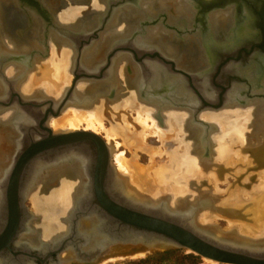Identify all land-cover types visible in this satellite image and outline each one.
<instances>
[{
	"label": "water",
	"instance_id": "1",
	"mask_svg": "<svg viewBox=\"0 0 264 264\" xmlns=\"http://www.w3.org/2000/svg\"><path fill=\"white\" fill-rule=\"evenodd\" d=\"M239 1L101 0V5L97 6V1L94 0H55L51 6L56 10V13L52 9L50 11L44 6L41 7L34 3L38 8L39 15L45 20L48 18L49 21L51 20L50 28L46 26L44 31L42 30L38 35V42L44 45V50L40 51L41 57L47 56L50 38L52 37V40L56 41L55 38L59 37L62 42L63 39L65 40L63 44L66 48L72 51L70 67L78 69L84 74L76 75L64 93L54 97L56 98L55 102L50 96L37 99L24 95L20 91L19 93L17 91V98L13 101L9 93H6L5 100L0 101V112L19 109L26 115L25 118H30V121L20 122L23 128L25 126V130L22 129L20 132L19 145L11 152L13 157L6 177L11 190L17 186L18 178L21 181L24 177V183L22 187L20 186L23 191L24 186L27 185V179L31 177L29 172L35 159L41 158L52 163L64 159L69 153L78 155L83 161L80 172L84 176V180L79 182L78 191L66 210V216L59 222L70 224L77 229L79 221L93 219L98 235L106 238L104 247H96L91 251L94 252V255L99 254L96 255L93 263L108 259L109 256L121 257L139 253L144 256L154 250L183 248L201 258L210 259L215 264H264V230H262V226L260 227V222L264 218L257 216V213H264V207H260L256 200L246 199L243 195H233L237 186L242 189L247 188L246 183L240 184L234 179L225 188H220L213 183L210 177H192L184 184L182 194H174L172 192L173 182L170 184L171 186L166 184L164 187H160L158 183L154 187L147 184V188L150 190L145 192L139 189L138 185L125 179L126 182L118 185V189L115 184L114 168L111 167L108 160V148L100 135L84 129L54 132L45 123L48 116H56L60 110L71 103L70 99L74 98L72 97L73 90L74 87L76 88L78 79L81 78L82 82L91 83H104V78L109 81L112 75H109L108 72L115 69L118 58L130 56L139 67V74L143 71L144 63L152 61L159 65L163 71L162 74L179 78L187 86L190 94L188 95L193 98L190 102L183 101L184 99L179 95V89L176 90L171 82H164V75L161 77V83L154 86L149 83L147 77L142 75L143 73L141 74L142 80L145 78L143 83L134 88L135 92L128 89L126 96L137 95L134 98L147 104H151L157 97H163L167 100L160 106L166 108H178L184 105L191 110L193 123L196 122L195 124L206 135L207 127L213 126V124L198 118V112L219 110L226 106H240L241 103L237 101L210 103L201 99V91L191 86L195 78L194 71L187 67L189 63L187 58L194 52L189 48L194 43L193 36L202 38L211 33L208 22L211 12L226 10ZM60 4H62V8L57 10ZM147 4H150L149 9L145 7ZM180 7L186 8L189 16L183 13L178 14ZM65 10H68L67 14L75 20L69 19L65 22L59 20L57 15L59 16ZM66 25L68 28L63 29ZM256 27L264 32V23L260 22ZM155 28L161 31L167 41L152 40L151 46L147 45L148 40L145 39H148L151 30ZM113 30L115 31L113 40L101 51L104 57L98 59V63L96 61L85 63L86 55L90 53L93 46H96L100 35ZM222 30V28H218L216 32ZM81 33L86 35V38L85 44L79 48L72 39L71 41L66 40L67 37L73 38L74 35ZM49 34L51 37L48 36ZM135 40H140L141 45L134 43ZM3 44L4 42L0 41V50L8 51L6 45ZM203 45V51H205L203 55L209 58L207 48L210 44L205 41ZM165 46L175 48L174 53L165 51ZM257 46L264 50V40L260 44L252 45L250 51ZM145 55L150 57L148 61L144 60ZM14 58L13 63L24 65L25 61L21 60L23 57L15 56ZM237 59L225 58L219 67L224 68ZM1 61L4 60L0 59V63ZM24 67L26 69L18 75L21 80L26 78V72L30 69L27 64ZM97 71H101V75L93 76ZM0 77L6 80L4 74L0 73ZM198 80L200 79L198 78ZM217 88L216 86V89H210L214 90L211 98H215L217 95ZM233 88V84L228 86V89ZM220 89L224 94L226 90L223 87ZM82 92L79 94L84 96L80 97H89L90 99L88 98L87 105L81 106H91L92 102H97V98L102 96V94H95L96 96L92 98L93 95L89 92ZM114 92V88L109 86L107 94L104 95L110 101L118 99L119 96H114ZM176 93L178 97L175 96ZM222 94L220 92V95ZM254 99L247 102L254 101ZM40 112L45 113L44 115L40 114L42 115L40 120L38 117V128L32 130L29 127L33 121H37L34 113L39 114ZM30 114L32 115L30 116ZM155 116L158 119L161 118L158 109ZM42 123L45 124L42 125ZM43 137L45 138L40 139ZM250 180H255V177L251 175ZM219 221H226L227 225L221 226ZM78 235L83 242L82 233L78 232ZM104 249H108L109 253H100ZM73 250L76 252V258L91 255V253L81 250V245Z\"/></svg>",
	"mask_w": 264,
	"mask_h": 264
},
{
	"label": "flooded vegetation",
	"instance_id": "2",
	"mask_svg": "<svg viewBox=\"0 0 264 264\" xmlns=\"http://www.w3.org/2000/svg\"><path fill=\"white\" fill-rule=\"evenodd\" d=\"M54 1L55 0H0V41H3L4 42L3 45L4 46L6 45V48L8 49V51H6L5 49L0 50V59L4 60L3 62L1 61L0 63V73L4 74L6 77V80L1 79L0 77V91H2L0 92V101L5 100L6 93H9V96L12 97L13 101H15L17 98V91L19 93V91L21 90L20 86L23 85L25 81H27L28 79H29L28 80L29 86L34 85V88L33 91L26 93L27 96L35 97L37 99H44L46 96H49L45 94L46 93V90L44 89L45 86L41 84L42 80L45 78L42 77L41 73L45 70L43 64L47 65L45 62L47 61L49 48L47 50V56L41 57L40 51L44 50V45L38 42L37 39H39L38 35L41 34L42 30L44 31V28H46V26L50 28L51 20L49 21V18L48 20L42 18L39 15L38 8L34 5V3L41 7L44 6L45 8H47V10L52 11L53 8L50 5H52ZM61 6L62 4H60L58 10L62 8ZM50 7L52 8V10ZM230 9L232 10L231 13H232V17L234 18L233 20L234 24L232 25L231 23L229 27L230 29L227 30L223 29L222 31H218V33L216 32L217 34L211 31V33L207 35L209 37L210 35L213 34V36L215 35V37L213 38L214 39L216 38V40L213 42H211L209 39L207 40V43L210 44L207 48V53L209 54V58H207V56H204L203 60L206 64H209V66L206 68L205 67L206 64L204 63V65H202L205 67L204 70L202 71L194 70L195 79L192 82L191 86L196 87L197 90L201 91L202 93L201 99H203V101L205 102L218 103L220 101L222 102L237 101L241 103V106L242 105L245 106V103H248L247 101L254 98L256 99L262 97V95L264 96V50H262V47L257 46L250 51L252 45L260 44L264 40L263 30L256 27V25L259 24L260 22L264 23V0H240L239 3H234V5ZM210 25H212L211 22ZM241 28L245 29L243 33L240 32ZM102 34L100 35L96 46H93L90 53L86 55L87 59L84 57L85 63H91L92 61L97 62L98 59H102L104 57L101 51L104 49V47L107 46L109 42L113 40L112 39L113 37L108 39L104 47L101 48V50H99V47L97 46L103 41ZM48 36L51 37L50 34ZM85 38L86 35H83L81 33L79 35H74L73 38L67 37L66 40L71 41L72 39L74 44L79 48L85 44L84 42ZM64 41L61 42L64 43ZM32 43H34L33 44L34 47L33 45H31ZM53 44L57 45L56 41L52 40L51 37L49 42V47L52 46ZM62 47H64V50L66 49L65 44ZM96 49L98 50L95 52ZM200 49H201V53H203L202 52L203 48L200 47ZM15 56L23 57V59L21 60L25 61L24 65L21 66V64L13 63L12 60L15 59L14 58ZM145 56L146 57L144 58V60L148 61V58L150 59V57H148L147 55ZM231 57L238 59L235 62L229 63L224 68L219 67L221 61L225 60V58H231ZM177 60L180 61V59ZM71 61L72 59L70 58V64ZM117 63L119 64L118 68L120 69L122 67L124 69L126 65L130 66V71H131L130 75L132 76L133 72L135 71L137 77H139V67L134 66L137 64L134 61H132L130 56L119 57ZM26 64L30 67V69L28 70L29 73L26 72L25 75L26 78L21 80L18 75H20L24 71V69H26L24 67L26 66ZM70 64L69 66H67V70L65 71L66 75L65 74L63 75L61 73L59 77H57L59 81L50 80V78H52V75L50 76V74H49L50 77H46L45 79H49L52 82L51 84H53L54 86H56L57 83L59 86L61 84L60 83L61 81L62 84L65 81V89H66L67 86H70L72 80L75 78L76 75L82 76L84 74L82 71H79L78 69L75 68L72 69V67H70ZM14 67L16 68L19 67V71L17 69L15 70V72L9 75L8 70H10L11 68L13 69ZM135 67L137 68V70L135 69ZM58 68H60V66ZM63 68H66V66L62 65L60 70L63 71ZM118 68L116 69V71L119 74H117L116 76L118 77L119 75V79L121 80L122 76H120L121 72L120 69ZM145 68H147V70H145ZM154 68L156 71L152 70L150 65L148 66L147 64L144 63L143 71H142L143 73L142 75L145 76V78L147 77V80L152 85L155 81H157V83L159 84L161 83V79L157 80L156 78H154L156 75L159 74L160 78L162 77V75H164L162 74L163 71L161 68H159L158 66ZM157 69L160 71V73L157 71ZM67 71L72 74V78L69 80V84H66V81L68 80ZM113 71H109L108 74L113 75L114 74ZM101 73H102L101 71H97L95 72V74H93V76L94 75L100 76ZM145 78H143V81ZM198 78L200 80H198ZM167 80L168 79H164V82H168ZM104 81H105L104 83L103 82L91 83V82H82L81 78L78 79L76 83V88L74 87L73 90L72 97L74 98L72 100L70 99V102L73 104H77L79 106L80 104L83 105L88 101L89 97H80V96H84L79 94V90H80V92L82 91L89 92L91 95H93L91 96L92 98L96 96L95 94L98 95L102 94L101 98H97L98 101L92 102L91 106H93L94 104L96 105L98 103H101L100 99L105 98L104 94H107L109 86L111 88H114L115 90L114 96H117L118 95L117 87L120 86L119 82L116 83L115 80L111 81L110 79L109 81H107L105 80V78ZM230 84L234 85L233 89H228V86H230ZM40 85L41 88H36ZM158 85H154V86H158ZM102 86L107 87V89L106 90L101 89ZM216 86L218 87L217 88L218 93L215 96V98L214 97L211 98L210 96H212L211 94L214 90L212 91L210 89L212 88L216 89ZM220 87H223L224 90H226V95H225V91L224 94H222L223 91L220 89ZM175 88L176 90H178V87ZM133 90L134 92L136 91V89ZM220 92L222 95H220ZM70 93L71 91L69 92V94ZM203 94H206L207 96ZM175 96L178 97V94L176 93ZM166 100H167L166 98L157 97L154 101H152L151 99L152 105L146 103H145L146 105H144V106L152 107L154 109L153 110L154 113H156L157 109L160 111L161 118L158 120L163 126L164 124L167 123V111L177 110V108H166L160 106L161 103ZM187 100L190 102L191 99H187ZM55 101L56 98L53 97V102ZM79 101L80 103H78ZM255 103L257 104L261 103L262 105L264 104V102L260 100L256 101ZM252 104H249L248 106ZM248 106L246 105V107ZM62 110H65V107ZM9 111H11V109L5 110L3 113L0 112V121L3 120V116L7 114ZM12 111L14 115L16 113L23 114L22 112H20L19 109L18 110L13 109ZM34 111L36 112L38 110H34ZM205 111L203 110L198 112L197 117L203 119L201 115ZM42 113L41 112L39 114L34 113L36 115L35 118H37V121L36 122L33 121L29 128H32V130L38 128L39 126L38 117L40 120L41 119L40 117H42V115H44L45 112ZM59 113L56 116H58ZM31 115L32 114H30V116ZM53 117L54 116L47 117L49 121L45 122L46 125L50 126V119ZM27 120L30 121V118H27ZM8 121L10 122V129H14L13 126H15L14 125L15 121L13 120V118L9 119ZM45 123H42V125ZM197 127L200 128L199 126ZM21 128L24 129L25 126L23 128V126H21L20 124V127H18L19 131H22ZM212 128H218V127H216L215 125L208 128V134L209 131L212 130ZM39 130L43 131L41 129ZM32 134L35 135L34 132H32ZM11 135L13 138H16L13 136V134ZM12 142L10 141V145L12 151H14L17 146L14 144V142L13 143ZM12 157L9 164L5 165L3 168L4 172H3L2 180L0 176V181H1L0 183L1 185L0 187V194H1L0 195V240H1L0 264H92L93 260L96 259L95 258L96 255L99 254L96 253L95 255L91 254L89 256H83L78 258L74 257V259L72 260L70 259L64 260L68 258V257H64V254H67L65 250H67L68 248L76 249L82 243V240L78 235L77 229L74 226H70V224H66V223L63 224L57 220V223H60L64 226V228L61 229L63 231L59 230L58 232H54L49 235H46V233L43 230H41V228L35 225L34 222L38 218L37 216L35 217V215L32 212H30L25 205V199L27 198V195L29 193V191H27L26 188L27 185L24 186L23 191L20 189V186L22 185V183H24L22 182L24 177L23 179H21V181L18 178V181L16 182L17 186H14V189L12 190L9 189L10 186L9 180L7 179L6 175L11 167L10 163L12 162ZM43 164L40 166L42 167ZM32 166H33L32 172L34 170L36 172V169L38 168L39 164L38 166L37 164L36 166H34L33 163ZM229 169L233 171L232 167H230ZM224 173L226 176L228 174L234 176V174L230 173L229 170L228 171L224 170ZM226 176L223 175L222 179L225 180ZM219 179L221 180V178ZM29 180L30 179H28L27 182ZM31 181L32 180H30L28 186L30 185ZM1 188H4V190ZM24 192L25 194H23ZM65 216H66L65 214L61 215L59 220L65 218ZM87 240L89 241L88 238ZM88 245L93 248L95 247V245L91 243L90 244L88 243ZM96 245L98 246L99 243Z\"/></svg>",
	"mask_w": 264,
	"mask_h": 264
},
{
	"label": "rangeland",
	"instance_id": "3",
	"mask_svg": "<svg viewBox=\"0 0 264 264\" xmlns=\"http://www.w3.org/2000/svg\"><path fill=\"white\" fill-rule=\"evenodd\" d=\"M64 18L71 19L72 16L69 14H66V15L64 14ZM65 28H68V26L66 25V27H64L63 29H65ZM243 30H245V29L241 28L240 32L243 33L244 32ZM55 40H56L57 45L53 44L52 46L49 47L48 56H47L48 62L46 61L45 63L52 66V69L50 71V73L52 74V79L50 78V80H52V81L58 80L59 81V79H57V77H59V75L61 73L63 75L64 74L66 75L65 71L67 70V66H69V64H70V56L69 55H71V51L68 50L66 47H65L66 49L64 50V47H62V46H64V44L62 42H60V40L62 41V39H60L59 37L58 38L56 37ZM187 59L189 60L187 67L191 68L193 71L194 70L202 71V70H204L205 67L207 68L209 66V64H206V63H205L206 64L205 67L199 65L198 64V55L196 57V54L190 55ZM192 64H195V66ZM62 65L66 66V68H63V71L60 70ZM118 65L119 64L117 63V65L113 71L114 74L112 75V78H111V81L115 80L116 83L119 82L120 86L117 87V89H118V95L117 96H119L118 99L110 101L105 96V98L100 99L101 103H98V104H100L99 106H98V104H96V105L94 104L93 106H81L82 104H80V106H78L77 104H73V103L69 104L67 106V108H65V110L60 111L58 116H54L53 118L50 119V126L52 128H54V126L52 124L54 122V120H61L65 117V115H67V113L68 114L73 113V110H72L73 108L83 110V109H93L94 107H96L99 110H101V112H102L101 114L103 116L102 118L104 120V128L99 127V129H98L99 132L97 131V133L105 141L112 144V146H109V148L111 149L110 151H111L112 156H113V163H115V165L117 166L118 172L120 174H123V171L121 170V168L117 162V156L122 154L124 159H125L126 165H128V167L130 169L135 170V172L138 171V174L140 173L138 175V181L142 185L141 190H144L145 192H148L147 184L152 185L154 187V185L156 183H158V185H165V184L172 183L174 181V186H176V185H178V183L181 179H184V177L187 176L188 179L194 177L195 171L193 173L191 171L189 173H186L188 170V167L193 169V167L190 165L194 162L198 163L199 165L202 164L209 169H217V167H219L220 165H222V167L225 166V163L223 162V160L221 158H217L219 142L222 144L225 143L226 145L229 144L231 146H234L235 151H239V148L237 147L239 142L236 139H234L235 135L229 134V132H231L232 130H236L237 132H240V130H242V131L248 132V135H250V132H252V134L254 133L253 130L250 131L252 128H254V127H256V128L258 127L261 129L264 128V112H263L264 111V104L262 105L261 103H258V104L255 103L258 100L264 102L263 96L254 99V101L252 100L251 102H249L247 104V106L249 104H252V103L253 104L248 106V107H246V105L245 106L235 105L236 107L231 106V107H235V108H231L228 106V108H225V110L221 108V110H214V111L208 110L210 112H207V111L203 112L202 113L203 115H201V116L205 121L212 123L213 126L216 125V127H219V130H218V128H212V130L209 131L210 135L208 134V128H207V131L205 133L206 135H204L202 133V130L197 127L198 125H195V123H193L194 119L192 116V112L190 109H188V107H186L184 105L182 107H178L177 110L167 111V123L164 124V126L160 123L159 120H157L158 118L155 117V113L153 112L154 109L152 107L151 108L149 107L150 108L149 110L152 111V114H153L152 116L158 121L159 125L161 124L160 125L161 127H163V128L170 127L173 130H171V131L169 130V133L166 136H163L161 138L155 133H150L149 135L146 136V138L143 140L142 143H139L138 140L130 134L136 130H138L137 133L141 134V130L139 128L136 129L134 127L135 126L134 123L138 124L137 123V121H138L137 120V115H138V112H137L138 107L137 106H144L147 103L145 104L144 102L137 100V98H134L135 96L129 97V98H131V101L128 102V101H126V99H127L126 97H128V96H126V95H128L126 93L128 92V89L133 90L134 87L139 86V82L141 80L140 81H139V79L137 80V75H136L135 71L133 72L132 76L130 75L131 74L130 66L126 65L124 69H123V67L120 69V68H118ZM132 65H134V64H132ZM59 66H60V68H58ZM117 68L120 69V72H121L120 76H122L121 80L119 79V75H118V77L116 76L117 74H119L116 71ZM18 69H19V67H18ZM135 69L137 70L136 67H135ZM8 74L10 75L11 73H8ZM254 74H255V71H254ZM13 75H15V74H13ZM67 78H68V80L66 79L67 80L66 84H69V80L72 78V74L70 72H68ZM164 78L168 79L167 80L168 82L173 83L175 87H178V89L180 91L179 95L182 99H184L183 101L186 102V101H188L187 99L193 98L192 96H189L190 94L188 93L187 86H185L184 83L179 78L170 77L166 74H164ZM28 80L25 82H27L29 84ZM50 80L49 79L45 80L46 81L45 83L47 84V85L46 84L45 85L47 86V90H48V91L46 90L45 94L52 96V97H58L59 95H61L63 93V90L65 89V81L63 84L61 81L60 82L61 84L59 83L60 84L59 86L58 85L54 86L53 84H51L52 82H50ZM49 87H51V88H49ZM81 87H79V88H81ZM39 88H41V86ZM101 89L106 90L107 87L102 86ZM135 102H136V104H135ZM131 103H134V104L131 105ZM83 105H87V102L84 103ZM105 107H107V109ZM252 109H254V111H255V109H257V110L255 111V113L253 112L252 114H250L247 117H244V118L242 117L243 119L241 121L239 118V114L237 112H239V111L243 112L244 111V113H245V112L251 111ZM224 112H229L231 114V117L228 120H224V119L220 118L221 121H223L225 123L227 122L226 124L228 127L226 126V128L228 130V133H227V130H225L226 135L224 134V131L222 130L223 126L221 124L216 123L211 117L209 119L204 118V115H207L209 113L212 115L215 114L217 116H221V115H223ZM114 113L116 115H114ZM144 114H147V112H144L143 115ZM172 116H174V117H172ZM126 120H128V122ZM175 123L177 125H175ZM127 124L129 127H127ZM71 126L72 125L67 123L66 126L64 127L65 128L64 130H78V129L79 130H82V129L89 130V129H92V128L88 127V124L86 122H83L76 127L72 126L73 128ZM9 127H10V124H8V122L5 121V119L0 121V155L5 153V150H7L9 148L10 141L12 142V140L9 137V136H11L8 132L10 129ZM85 128H87V129H85ZM106 128L108 129V131ZM127 129L130 130L131 132L129 133V131ZM11 130H13V129H11ZM54 130H56V128H54ZM126 130L128 132H126ZM90 131H92V130H90ZM213 135H214V138H213ZM220 137H222V138H220ZM130 138H132V139L134 138V140L131 141ZM135 139H136V141H135ZM111 147H113V149ZM235 151H233V152H235ZM224 154L225 153H223V158H225ZM10 160H11V158L7 159V160L5 159V161H3V162H4V164L7 165V164H9ZM234 160H235V162H234ZM253 165L254 164H250L249 161L248 162H242L241 159H239V157H237V154L235 152V154H232V160H230L229 164L226 165V170L228 169L229 172L234 174L235 177L231 174H228L226 176L225 173H223V172H221V175L219 174L220 177H222L223 175L226 176L225 180H223V181H220L219 175H217V177H216L214 174H210V175L204 174L200 177H208L209 176L211 179H213L212 181L216 182L217 186L220 188H225L228 185V183L232 182L236 178V180H238L237 182H239V183L241 182L242 184L246 183L248 188L242 189V188H238V186H237L233 192V195H235V196L241 195V193L243 192L244 198L249 199V200H255V198H257V199L259 198V195L263 196V194H264V176L259 177V174H261V175H264V174L261 173L262 170H260V168H257L258 169L257 170L255 167H253ZM229 166L233 168V171L229 169L230 168ZM68 168H71V166H68ZM247 168L250 170L247 171L248 170ZM73 169L76 170V173H79V170L77 171V169H79L78 167L76 169V167L73 166ZM255 169L257 171H255ZM60 170L61 169H57L54 172H49L47 174H43V176H41V180H39V183L41 184L40 187H38L37 190L35 189L31 193H29L27 195V198L25 199V205H26L27 209L30 212H32L35 215V217L37 216V218H38L34 222L35 225L38 226L39 228H41V230H43L46 233V235H49L48 229H49V232L50 231L52 232V230L55 229V227H54L55 223L59 224V229L53 230L52 233L58 232L59 230L62 229L61 224L57 223L56 217L65 214V213H63V209H61V208L56 209L58 204H56L54 206V201H52V200H50V198H46V197L44 199V195H43L44 193L50 194V191L52 192L55 188H57L61 185V183L59 181H62L61 179H62V177H64V176H62L63 173L64 172L68 173L69 171L66 170L65 167L62 168L61 173H60ZM162 170H164V177L160 178L157 175V171L160 174L162 172ZM263 170H264V167H263ZM251 175H253L255 177V181L250 180ZM50 176H53V178H51ZM129 176L131 177V175H129ZM239 176L242 177L241 180H240L241 177H239ZM49 177H50V179H48ZM137 185L139 186V184H137ZM52 188H53V190H52ZM38 192H40L42 194L39 196ZM260 193H262V194H260ZM259 206L264 207V199H263V201H259ZM54 212H55V215H54ZM51 214H53V215H51ZM262 215H264V213H262V214L257 213V216H262ZM219 222H220L221 226L227 225L226 221H219ZM261 222L263 224H261ZM261 222H260V227L262 226V230H264V226H263L264 225V219ZM31 226H32V224H31ZM61 231H63V230H61ZM167 250H173L175 253L172 256L173 259L169 262H166L165 264H215V263H213L207 259L201 258L199 255H196L192 252H189L188 250H185L183 248H170V249H166V250H154L153 252H151L147 255H144V256L134 254L135 255L134 257H136V258L119 257V259H116V260H115V258L114 259L109 258V259H106L103 261H99L97 264H132V262H135V261H138L141 259H145L147 257L153 256L156 253H161V252H164ZM64 253H66V252H64ZM188 253H192V254L196 255V256H198V258H196V260H191V259L186 257V255ZM139 254H141V253H139ZM69 256L70 255H68V252H67V254H64V257H69ZM137 256H140V257H137ZM142 264H154V263L151 261H146Z\"/></svg>",
	"mask_w": 264,
	"mask_h": 264
},
{
	"label": "bare ground",
	"instance_id": "4",
	"mask_svg": "<svg viewBox=\"0 0 264 264\" xmlns=\"http://www.w3.org/2000/svg\"><path fill=\"white\" fill-rule=\"evenodd\" d=\"M94 1H97V6H100L101 4V1L100 0H94ZM161 3V2H160ZM150 6V4H147L145 7L146 8H150L149 7ZM98 8H100V7H98ZM52 9V8H51ZM231 9L230 8H227L226 10H216V11H213V12H211L210 14H209V17H208V22H209V24H210V22H211V24L213 25H210V29H211V31H213L214 33H216V29H218V28H222V29H230L229 27H230V25H231V23H232V25L234 24V22H233V20H234V18L232 17V13H231ZM56 13V12H55ZM66 13V12H65ZM179 13H183L184 15H186V14H188L187 13V9L186 8H184V7H180V8H178V14ZM61 16H62V13L58 16L57 15V18L59 19V20H61V21H67V20H62V18H61ZM187 16V15H186ZM188 16H189V14H188ZM69 20V19H68ZM244 31V30H243ZM114 33H115V31L113 30V31H107V32H104L102 35H105L104 37H103V46L101 47V48H103L104 47V44L106 43V41L108 40V39H110V38H112L113 37V35H114ZM211 36V37H210ZM209 37L207 36V35H205L204 37H202V38H200L199 36H193V40H194V43H193V45H191V48H189V49H191L193 52H194V54L193 55H195L196 54V57H197V55H198V64L199 65H204V60H203V57H204V53H201V49H200V47H204V42L205 41H207L208 39L211 41V42H213V41H215L216 40V38L214 39L213 37H215V35L213 36V34L212 35H210ZM145 40H148V43H147V45H150L151 46V44H150V42L152 43V40H159V41H161V42H166L167 40H166V37L165 36H162V33H161V31L159 30V29H157V28H155V29H152L151 30V32H150V35H149V37H148V39H145ZM165 40V41H164ZM221 41V40H220ZM134 43H136V44H139V45H141V41L140 40H135L134 41ZM229 45V44H228ZM101 48L99 49V50H101ZM175 49V48H174ZM174 49L172 48V47H169V46H165V48H164V50L165 51H168L169 53H174ZM97 50V49H96ZM95 50V51H96ZM204 50V49H203ZM202 52H205V51H202ZM188 60V59H187ZM182 63V62H181ZM194 63V62H193ZM44 65V71L41 73V75H42V77H50L52 74L50 73V71H51V69H52V66L51 65H49V64H47V65H45V64H43ZM147 65L149 66H151V69L152 70H154V71H156L155 70V68L154 67H159V65H157V64H155L154 62L152 63V61L151 62H147ZM192 65H194L195 66V64H192ZM198 65V66H199ZM42 66V65H41ZM136 66V65H135ZM190 66V65H189ZM137 67V66H136ZM15 68V69H14ZM13 69L11 68L10 70H8V73H13V72H15V70H17L18 68H16V67H14ZM145 70H147V68H145ZM158 70V69H157ZM18 71H19V69H18ZM158 72L160 73V71L158 70ZM138 73V72H137ZM49 74H50V76H49ZM141 74H142V72H141ZM141 74H139V77H137V80L139 79V84H142L143 83V80H142V76H141ZM160 75L158 74V75H156L154 78H156L157 80H160L161 78L159 77ZM54 77V76H53ZM52 79V78H51ZM45 80H48V79H43L42 80V82H41V84L43 85V86H45L44 87V89L45 90H47V84L45 83L46 81ZM51 82V81H50ZM21 84V83H20ZM46 84V85H45ZM159 83H157V81H155L154 83H153V85H158ZM57 85H58V83H57ZM41 86V85H40ZM40 86H38V87H36V88H39ZM33 88H34V85L33 86H29V84L27 83V82H25L23 85H21L20 86V91L24 94V95H27L26 93H29V92H31V91H33ZM49 88H51V87H49ZM27 89V90H26ZM48 91V90H47ZM50 91V90H49ZM0 92H2V91H0ZM79 93H80V90H79ZM82 93V92H81ZM128 93V92H127ZM126 93V94H127ZM236 94V93H235ZM212 95V94H211ZM225 95H226V91H225ZM237 96V95H236ZM77 97V96H76ZM135 97H136V95H135ZM127 99H126V101H131V98H129V97H126ZM160 98V97H159ZM80 102V101H79ZM78 102V103H79ZM134 102V101H133ZM134 103H131V105H133ZM135 104H136V102H135ZM100 104H98V106H99ZM77 106V105H76ZM259 106V105H258ZM67 107V106H66ZM65 107V108H66ZM108 107V106H107ZM138 107V115H137V123L138 124H136V123H134V127L136 128V129H140L141 130V134L140 133H137L138 132V130H136V131H133L130 135H132L133 137H135L137 140H138V142L139 143H142L143 142V140L146 138V136L147 135H149L150 133H155V134H157L160 138L161 137H163V136H166L168 133H169V130L171 131V130H173L172 128H170V127H168V128H163V127H161L159 124H158V119L156 120L152 115V111H150L149 109L151 108H149V106H137ZM229 107H231V106H229ZM236 107V106H235ZM235 107H231V108H235ZM225 108H228L227 106L226 107H224V108H222V109H224L225 110ZM107 109V108H106ZM116 109V108H115ZM18 110V109H17ZM73 110V113H67V115H65V117L63 118V119H61V120H54V122L52 123L53 124V126H54V128H56V130H54V129H52L49 125V127L52 129V131H57V132H61V131H68V130H64L65 128V126H66V124L67 123H69L70 125H72V126H74V127H76V126H78V125H80L81 123H83V122H86L87 124H88V127H90V128H92V129H89V131L90 130H92V132H94V133H96V134H98L97 133V131H98V129H99V127H101V128H104V120H103V116H102V112H101V110H99L98 108H96V107H94L93 109H83V110H81V109H72ZM105 110V109H104ZM221 110V109H220ZM257 109H255V111H256ZM255 111H254V109H252L251 111H249V112H245L244 113V111L242 112V111H239V112H237L238 114H239V118H240V120L242 121V119L244 118V117H247V116H249L250 114H252L253 112L255 113ZM144 112H147V114H144L143 115V113ZM207 112H210V111H208L207 110ZM14 113H13V111H9L7 114H5L3 117V120L5 119V121H7L8 122V124H10V122L8 121L9 119H12L13 118V120L15 121V123H14V125L15 126H13L14 127V129L13 130H11V129H9V134L11 135V134H13V136L14 137H16V138H13L12 137V135L11 136H9L10 137V139L14 142V144L17 146V145H19V136H20V134H19V132H21V131H19V129H18V127H20V122L23 120V121H28L27 120V118H25V115H23V114H21V113H16L14 116ZM114 115H116L115 113H114ZM124 115V114H123ZM203 115V114H202ZM156 117V116H155ZM172 117H174V116H172ZM212 118L216 123H219V124H221L222 126H223V131H224V134L226 135V131L225 130H227V128H226V126H227V122L225 123V122H223V121H221V119H224V120H228L230 117H231V114L229 113V112H224L223 113V115H221V116H217V115H212V114H207V115H204V118H206V119H209V118ZM243 117V118H242ZM124 118V117H123ZM169 118V117H168ZM221 118V119H220ZM125 119V118H124ZM135 120V119H134ZM133 120V121H134ZM171 120V119H170ZM46 121H49V119H47L46 118ZM45 121V122H46ZM127 122H128V120H126ZM123 122V121H122ZM136 122V121H135ZM223 124H222V123ZM236 122V121H235ZM12 123V122H11ZM231 123V122H230ZM229 123V124H230ZM13 124V123H12ZM175 125H177L176 123H175ZM231 125V124H230ZM71 126V127H72ZM124 126V125H123ZM61 127V128H60ZM63 127V128H62ZM127 127H129L128 126V124H127ZM211 126H208L207 128H210ZM228 127V126H227ZM10 128V127H9ZM73 128V127H72ZM79 128V127H78ZM226 128V129H225ZM22 129V128H21ZM75 129V128H74ZM85 129H87V128H85ZM107 129V128H106ZM130 129V128H129ZM230 129V128H229ZM249 129V128H248ZM247 129V130H248ZM79 130V129H78ZM128 130V129H127ZM126 130V132H128L129 131V133L131 132L130 130H128L127 131ZM176 130V129H175ZM218 130H219V127H218ZM254 131V133L252 134V132H250V135H248V132H246V131H242V130H240V132H237L236 130H230L231 132H229V134H234L235 135V138L234 139H236L239 143H238V145H237V147L239 148V151H235V147L234 146H231V145H229V144H225V143H220L219 142V144H218V156H217V158H221L222 160H223V162L225 163V166H223L222 167V165H220L219 167H217V169H209V168H207V167H205L204 165H199L198 163H192L190 166H192L193 167V169H191L190 167H188V170H187V172L186 173H189L190 171L193 173L194 171H195V175H194V177H200V176H202V175H204V174H207V175H210V174H214L216 177H217V175H221V172H223L224 173V170H226V165H228L229 164V162H230V160H232V154H235V152H236V154H237V157H239V159H241V161L242 162H250V164H254L253 165V167H255L256 169L257 168H260V170H262L261 171V173L262 174H264L263 172H264V170H263V167H264V128H256V127H254V128H252L250 131ZM107 131H108V129H107ZM99 132V131H98ZM220 132V131H219ZM227 133H228V130H227ZM223 135V134H222ZM45 138V137H44ZM43 138V139H44ZM220 138H222V137H220ZM136 139H135V141H136ZM217 139V138H216ZM233 139V140H234ZM130 140L132 141V140H134V138L132 139V138H130ZM10 141V140H9ZM218 141V140H217ZM12 142V143H13ZM105 143H106V146H107V148H108V154H109V157H108V160H109V164L111 165V167L113 166V170H114V175H115V184H116V186H117V188H118V185H122V182H123V184H124V181L126 182V180H128L130 183H136V185L137 184H139V186H138V188L139 189H141V187H142V185L140 184V182L138 181V175L140 174H138V171H136L135 172V170H132V169H130L129 167H128V165H126V163H125V159H124V157H123V155L121 154V155H118L117 156V162H118V164H119V166H120V168H121V170L123 171V174H120L119 172H118V170H117V166L115 165V163H113V159H112V153H111V149L109 148V146H112V144H110V143H108L107 141H105ZM112 149H113V147H111ZM224 151V152H223ZM233 151H235V152H233ZM12 148H11V145H9V148L7 149V150H5V153H3V154H1L0 155V176H1V180H2V178H3V172H4V170H3V168H4V166L6 165V164H4V162L3 161H5V159L7 160V159H10L13 155H12ZM223 153H225L224 154V156H225V158H223ZM186 157V156H185ZM81 158L78 156V155H73V153H69L64 159H60V160H56V161H54V162H52V163H50V162H46L45 160H43V159H39V158H37V159H35V162H34V166H36V164H37V166H38V164H39V166H38V168L36 169V172H35V170L32 172V170H33V168L30 170V178H28V179H30V180H32L31 181V183H30V185L28 186V184H29V182H30V180L27 182V186H26V188H27V191H29V193H31L33 190H37L38 189V187H40V183H39V180H41V176H43V174H47V173H49V172H54V171H56L57 169H61L60 170V173L62 172V168L63 167H65V169L66 170H68L69 172L68 173H66V172H64L63 173V175L62 176H64V177H62V181H59L60 183H61V185L59 186V187H57V188H55L54 190H53V188H52V192L50 191V194H48V193H44L43 195H44V199H45V197L46 198H50V200H52V201H54V206L56 205V204H58V206L56 207V209H63V213H65L66 214V210L68 209V206L70 205V203H71V201H72V199H73V196L76 194V192L78 191V188H79V182L80 181H82V180H84V176H82V174H81V166H82V163H83V161L82 160H80ZM45 161V162H44ZM42 162V163H41ZM234 162H235V160H234ZM240 162V161H239ZM44 163V164H43ZM43 164V168L40 166V165H42ZM10 165H11V163H10ZM32 165H33V163H32ZM240 165V164H239ZM68 166H71V168H68ZM73 166H75L76 167V169H77V167L79 168V166H80V168L79 169H77V171L79 170V173H76V170H74L73 169ZM31 167H33V166H31ZM83 168V167H82ZM251 168V167H250ZM35 169V168H34ZM170 169V168H169ZM248 169V168H247ZM252 169V168H251ZM255 169V171H257ZM250 169H248L247 171H249ZM227 171H228V169H227ZM125 173V174H124ZM244 173V172H243ZM65 174V175H64ZM129 175H131V177L129 176ZM157 175L160 177V178H163L164 177V170H162V172L159 174V172L157 171ZM220 175H219V177H220ZM175 176V175H174ZM244 176V175H243ZM261 176H264V175H261V174H259V177H261ZM51 178H53V176H50ZM50 177L48 178V179H50ZM209 177V176H208ZM239 177H241V176H239ZM221 179H222V177H220ZM27 179V180H28ZM126 179V180H125ZM242 179V177L240 178V180ZM187 180H189L188 179V177L186 176V177H184V179H181L180 181H179V183H178V185H176V186H174V184L172 185V187H173V193L174 194H182L183 192H184V184H186V181ZM211 180H213V179H211ZM238 181V180H237ZM255 181V180H254ZM22 182H24V181H22ZM35 182V183H34ZM78 182V183H77ZM139 182V183H138ZM0 183H1V181H0ZM34 183V184H33ZM44 183V182H43ZM59 183V184H60ZM173 183H174V181H173ZM213 183L214 184H216V182H214L213 181ZM241 183V182H240ZM23 184V183H22ZM33 184V185H32ZM171 183H169V184H167V185H170ZM242 184V183H241ZM8 185V184H7ZM7 185H6V187H7ZM32 185V186H31ZM166 185V184H165ZM165 185H160V187H164ZM4 186V185H3ZM19 186V185H18ZM22 186V185H21ZM171 186V185H170ZM0 187H1V185H0ZM29 187V188H28ZM52 187V186H51ZM120 187V186H119ZM247 188H248V186H247ZM1 189H3L4 190V188H1ZM21 189V188H20ZM30 189V190H29ZM119 189V188H118ZM147 189H149V188H147ZM6 190V189H5ZM150 190V189H149ZM246 191V190H245ZM19 192V191H18ZM49 192V191H48ZM28 193V194H29ZM38 194H39V196L42 194V193H40V192H38ZM260 194H262V193H260ZM1 195V194H0ZM241 195H243V192L241 193ZM263 196H264V194H263ZM263 196H260L259 195V198L257 199V198H255V200L256 201H263V199H264V197ZM257 197V196H256ZM254 200V201H255ZM40 202V201H39ZM59 202V203H58ZM41 203V202H40ZM53 211V210H52ZM51 215H53V214H51ZM54 215H55V212H54ZM264 216V215H263ZM263 216H259V217H261V218H264ZM59 218H60V216H58V217H56V220H58L59 221ZM93 218V217H92ZM93 219H87V220H82V221H79V223H77V232H79V233H82V235H83V237H84V241L82 242V244H81V250H84V251H86V252H89V253H91V254H94V252H91L92 250H94L96 247H104L105 246V244H106V241H105V237H103L102 235H98V233H97V229H96V226H95V224L93 223V221H92ZM261 224H263L262 222H261ZM58 225V226H57ZM264 226V225H263ZM54 227H55V229L56 230H58L59 229V224H56L55 223V225H54ZM61 228H64V226L61 224ZM55 229H53V230H55ZM53 230H52V232H53ZM246 230H248V229H246ZM51 231L49 232V229H48V233L50 234V233H52ZM87 238L89 239V241L87 240ZM1 241V240H0ZM100 242H101V244H100ZM88 243L90 244H94L95 245V247L93 248V247H90L89 245H88ZM99 243V245L97 246L96 244H98ZM66 252H68V255H70V257H68L67 259H65V260H72V259H74V257L76 256V252H74V250L73 249H70V248H68L67 250H65ZM189 251V250H188ZM101 252H103V253H109V250L108 249H104L103 251L101 250L100 251V253ZM138 255H140V256H143V254L141 253V254H138ZM135 255H128V256H121V257H125V258H136V257H134ZM140 256H137V257H140ZM109 258H115V260L116 259H119V257H112V256H109L108 257V259ZM103 260H106V258L105 259H102V260H99V261H103ZM207 260H209V261H211V262H213V263H215L214 261H212V260H210V259H207ZM99 261H96L95 263H92V264H97Z\"/></svg>",
	"mask_w": 264,
	"mask_h": 264
},
{
	"label": "trees",
	"instance_id": "5",
	"mask_svg": "<svg viewBox=\"0 0 264 264\" xmlns=\"http://www.w3.org/2000/svg\"><path fill=\"white\" fill-rule=\"evenodd\" d=\"M175 252L173 250H167L161 253H156L153 256L147 257L145 259H141L135 262H132V264H142L146 261H151L154 264H165L166 262L171 261L173 258V254ZM187 258L191 259V260H196V258H198V256L192 254V253H188L186 255Z\"/></svg>",
	"mask_w": 264,
	"mask_h": 264
},
{
	"label": "crops",
	"instance_id": "6",
	"mask_svg": "<svg viewBox=\"0 0 264 264\" xmlns=\"http://www.w3.org/2000/svg\"><path fill=\"white\" fill-rule=\"evenodd\" d=\"M50 6H51V5H50ZM51 7H52V6H51ZM51 7H50V8H51ZM53 10H54V9H53ZM57 10H58V9H57ZM54 11H56V10H54ZM65 11H66V13H65ZM65 11L62 12V16H61L62 20H68V19H69V18H64V14L66 15V14L69 12L68 10H65ZM74 20H75V19H74ZM71 21H73V19H72ZM104 36H105V35H102V39H103ZM103 42H104V41H103ZM103 42L100 43L102 46H103V44H102ZM100 44H98V46H97V47H99V49L102 47ZM105 44H106V43H105ZM105 44H104V45H105ZM97 50H98V49H97ZM97 50H96V51H97ZM96 51H95V52H96Z\"/></svg>",
	"mask_w": 264,
	"mask_h": 264
}]
</instances>
